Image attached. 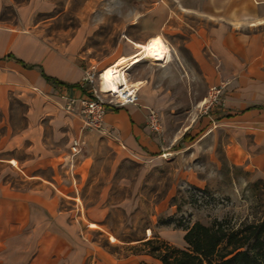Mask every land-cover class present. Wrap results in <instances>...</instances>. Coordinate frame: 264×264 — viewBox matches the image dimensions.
I'll return each instance as SVG.
<instances>
[{
  "label": "rangeland",
  "instance_id": "obj_1",
  "mask_svg": "<svg viewBox=\"0 0 264 264\" xmlns=\"http://www.w3.org/2000/svg\"><path fill=\"white\" fill-rule=\"evenodd\" d=\"M9 1L0 5V22L28 28L55 46H63L81 32L78 61L83 75L91 69L100 73L119 56L120 46L133 50L126 37L144 42L160 34L171 48L165 65L142 61L125 70L129 80L145 82L139 91H145L151 103L148 111L158 123V130L152 131L163 146L158 155L120 156L103 123L104 130L99 132L84 124V116L69 115L58 105L64 114L79 121L78 151L71 152L74 139L70 143L56 139L44 125L57 150L55 167L24 169L27 176L43 175L55 187L60 183L59 175L67 185H73L72 178H76L72 190L60 187L61 193H71L74 198L63 196L56 201V208L73 209L68 220L80 215L77 233H68L73 243L68 247L75 253L85 248L82 264H159L144 254L147 247L141 245L143 240L155 238L185 248L184 228L195 221L210 224L222 219L237 227L264 217V180L247 165L246 146L242 138L234 137L232 125L213 116L225 104V85L207 86L185 47L190 31L207 22V0ZM158 19L162 20V30L153 33ZM81 86L86 95L89 86L83 76ZM95 86L99 87L98 76ZM24 125L17 119L0 122V156L9 157L3 151L5 136ZM15 155L23 158L24 153L18 150ZM86 157L76 170L72 165H61L65 160L76 165ZM0 180L20 190L37 187L40 181L26 179L7 161L0 162ZM91 221L98 227L90 228ZM12 229L0 237V252L3 249L10 254L0 259L11 260L14 251H22L19 246L25 243L24 234L16 235ZM109 234L116 241H110ZM66 255L71 260L76 257L68 250Z\"/></svg>",
  "mask_w": 264,
  "mask_h": 264
},
{
  "label": "crops",
  "instance_id": "obj_2",
  "mask_svg": "<svg viewBox=\"0 0 264 264\" xmlns=\"http://www.w3.org/2000/svg\"><path fill=\"white\" fill-rule=\"evenodd\" d=\"M9 2L0 0V5ZM205 3L209 8L207 22L190 31L185 47L207 86L225 85V104L213 116L218 122L232 125L234 137L242 138L246 146L247 165L264 180V0ZM161 30L162 20L158 19L152 31ZM82 38L78 32L59 47L28 28L0 22V122L16 119L25 122L20 131L5 136L3 151L9 157L0 156V162L15 159L16 164L9 163L23 172L26 179L40 180L37 187L25 190L0 180V237L11 228L16 235L25 237V243L19 246L22 251H14V255L10 251L13 259H0V264H82L85 248L75 253L68 247L73 244L68 233H77L80 215L68 220L73 209L67 212L56 208V201L63 196L74 198L71 193H61L60 187L72 190L74 182L77 185L76 178H72L73 185L70 182L67 185L59 175L60 183L55 187L43 175L25 173L33 167H55L57 150L44 132V125L54 138L61 137L69 143L81 136L79 121L64 114L58 105L63 103L62 95H85L81 86L83 67L78 61ZM120 48L123 50L119 55L132 51L126 46ZM18 60L35 66L26 68ZM40 70L62 83L47 82ZM150 104L142 90L136 104L106 106L104 129L120 156H153L163 150L148 125ZM18 150L24 153L23 158L15 155ZM87 158L76 165L66 160L61 165H72L76 170ZM67 250L76 257L68 259ZM9 255L3 249L0 252L1 258Z\"/></svg>",
  "mask_w": 264,
  "mask_h": 264
},
{
  "label": "trees",
  "instance_id": "obj_3",
  "mask_svg": "<svg viewBox=\"0 0 264 264\" xmlns=\"http://www.w3.org/2000/svg\"><path fill=\"white\" fill-rule=\"evenodd\" d=\"M18 62L26 68L35 66L21 60ZM40 73L53 85L62 83L42 70ZM184 230L185 248L148 238L141 242L147 247L144 254L156 259L159 264H264V217L237 227L228 225L222 219H214L210 224L195 221Z\"/></svg>",
  "mask_w": 264,
  "mask_h": 264
},
{
  "label": "built area",
  "instance_id": "obj_4",
  "mask_svg": "<svg viewBox=\"0 0 264 264\" xmlns=\"http://www.w3.org/2000/svg\"><path fill=\"white\" fill-rule=\"evenodd\" d=\"M97 74L93 69L85 71L83 82L89 86L86 95L79 97L62 95L63 103L59 107L74 117L84 116L82 121L85 125L102 132L104 130L102 123L106 106L116 107L126 104H136L138 101V87L130 83L129 88L119 94L111 92L104 93L101 92L99 87L97 88L95 86L96 76L99 79L101 71ZM148 125L153 131L158 130V123L152 112L148 116ZM78 145L79 139H74L70 147L72 153L78 151Z\"/></svg>",
  "mask_w": 264,
  "mask_h": 264
},
{
  "label": "bare ground",
  "instance_id": "obj_5",
  "mask_svg": "<svg viewBox=\"0 0 264 264\" xmlns=\"http://www.w3.org/2000/svg\"><path fill=\"white\" fill-rule=\"evenodd\" d=\"M127 41L133 46V50L126 55H119L111 63L101 70L99 77V88L104 93H121L129 88V84L138 87V91L145 85L144 80H129L125 70L127 67L133 66L142 61L165 65L171 58V48L160 34L150 36L144 42L130 40ZM125 86V87H124ZM124 87V89H122ZM122 89V90H121ZM168 153H164L167 155ZM11 164H16L15 159H10ZM90 228L98 227L95 222H89ZM148 234L151 231L148 229ZM110 241H116L115 236L109 234Z\"/></svg>",
  "mask_w": 264,
  "mask_h": 264
}]
</instances>
